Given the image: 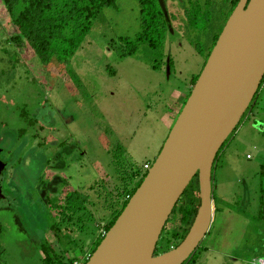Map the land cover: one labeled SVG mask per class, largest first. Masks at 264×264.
Here are the masks:
<instances>
[{
    "label": "rangeland",
    "instance_id": "rangeland-1",
    "mask_svg": "<svg viewBox=\"0 0 264 264\" xmlns=\"http://www.w3.org/2000/svg\"><path fill=\"white\" fill-rule=\"evenodd\" d=\"M165 1L173 30L161 48L144 42L123 55L121 38L141 30L140 5L116 0L68 61L43 64L13 39L18 28L0 0V264H47L46 241L67 264H86L116 204L118 170L153 164L223 26L216 8L194 29L189 0ZM250 109L215 162L219 211L195 264H264V87ZM72 191L85 208L60 224L58 242L50 226L64 216L55 207ZM170 217L167 230L179 224Z\"/></svg>",
    "mask_w": 264,
    "mask_h": 264
},
{
    "label": "water",
    "instance_id": "water-1",
    "mask_svg": "<svg viewBox=\"0 0 264 264\" xmlns=\"http://www.w3.org/2000/svg\"><path fill=\"white\" fill-rule=\"evenodd\" d=\"M158 1L171 28L166 1ZM263 77L264 0H240L146 177L86 264H183L194 253L213 220L217 153ZM6 165L0 150V199ZM196 174L200 205L192 226L176 247L155 254L167 220Z\"/></svg>",
    "mask_w": 264,
    "mask_h": 264
},
{
    "label": "trees",
    "instance_id": "trees-1",
    "mask_svg": "<svg viewBox=\"0 0 264 264\" xmlns=\"http://www.w3.org/2000/svg\"><path fill=\"white\" fill-rule=\"evenodd\" d=\"M2 1L11 16L13 23L18 28L19 33H17L13 39L19 41L25 40L34 49L43 64H50L53 61L62 64L68 61V59H70L82 45L92 29L95 20L103 9L107 6L115 5L116 3V0ZM137 1L140 5L141 30L133 39L129 37L121 38L124 56L134 54L138 49L139 44L144 42L148 43L153 49L161 48L166 41L167 31L169 29L168 21L158 0ZM239 1L240 0H189L188 5L185 6L184 14L192 28L203 29L207 22L210 21L212 12H214L216 8L218 9V13L223 20V26L221 27L220 32L214 35V46L228 18ZM210 52L208 53L207 58L209 57ZM206 62L207 61H205L204 65ZM200 73L192 76V87L187 94L184 104L191 94L192 88L199 78ZM262 87H264V77L251 103L254 102ZM250 108L251 104L244 115L251 110ZM238 125L234 131L238 128ZM230 136L226 139L217 153L215 162ZM151 166L152 162L150 164V167ZM148 170L149 169H144V166L135 169L131 165L128 167H122L118 170V178L115 181L116 196H114L116 198V204H112L111 218L102 223V228L106 232L115 223L118 216L127 205L129 199L141 185ZM80 196L81 195L78 194L77 191H72L65 199V203L56 204L55 209H59L60 214L63 213L64 216L62 217V221H56L50 226V229L56 234V236L59 235L60 224L62 222L70 221L71 224H74L72 220L75 215H77L82 208H85V200H82ZM214 197L215 192L213 194V198ZM199 205V177L198 174H196L172 211L171 216L178 217L179 224L167 230L171 217L167 220L159 239V241L161 240L160 249L157 246L155 254L176 247L185 238L193 224ZM57 216L59 218V215ZM74 228L75 227L73 226V229ZM104 236L105 234L100 231L95 239L89 244V250H85L86 246L84 245V247L82 246V250L85 252L87 251V254L92 255L103 240ZM57 238L58 242H61V237L57 236ZM42 250L45 255L43 259L47 264H67L64 259H61L60 256L54 252V248L50 241H46L45 244L42 245ZM52 253H54V257L51 255ZM72 262H69L68 264H71ZM195 263V254H192L183 264Z\"/></svg>",
    "mask_w": 264,
    "mask_h": 264
},
{
    "label": "built area",
    "instance_id": "built-area-1",
    "mask_svg": "<svg viewBox=\"0 0 264 264\" xmlns=\"http://www.w3.org/2000/svg\"><path fill=\"white\" fill-rule=\"evenodd\" d=\"M149 168H150V164H149V163H147V164L144 165V169H149ZM102 233L106 234V231L103 229V230H102ZM89 258H90V256L85 257V261H86V260L88 261ZM87 261H86V262H87ZM71 264H85V263H84L83 260H78V259H76V260H74Z\"/></svg>",
    "mask_w": 264,
    "mask_h": 264
},
{
    "label": "crops",
    "instance_id": "crops-1",
    "mask_svg": "<svg viewBox=\"0 0 264 264\" xmlns=\"http://www.w3.org/2000/svg\"><path fill=\"white\" fill-rule=\"evenodd\" d=\"M216 201H217V196L215 195V197H214V214H213V220H212V224H214V225H215L216 219H217L216 218V213L219 211V208H218V205H217V202ZM263 219H264V215H263ZM261 262L264 263L263 260Z\"/></svg>",
    "mask_w": 264,
    "mask_h": 264
},
{
    "label": "flooded vegetation",
    "instance_id": "flooded-vegetation-1",
    "mask_svg": "<svg viewBox=\"0 0 264 264\" xmlns=\"http://www.w3.org/2000/svg\"><path fill=\"white\" fill-rule=\"evenodd\" d=\"M212 181H213V178H212Z\"/></svg>",
    "mask_w": 264,
    "mask_h": 264
}]
</instances>
